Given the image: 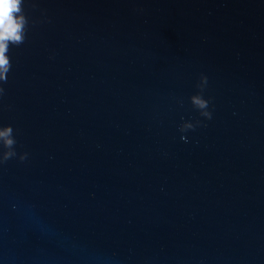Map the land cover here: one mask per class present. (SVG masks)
<instances>
[{
  "label": "water",
  "instance_id": "95a60500",
  "mask_svg": "<svg viewBox=\"0 0 264 264\" xmlns=\"http://www.w3.org/2000/svg\"><path fill=\"white\" fill-rule=\"evenodd\" d=\"M24 15L0 127L28 156L0 164V264H264V0Z\"/></svg>",
  "mask_w": 264,
  "mask_h": 264
},
{
  "label": "clouds",
  "instance_id": "9594fccd",
  "mask_svg": "<svg viewBox=\"0 0 264 264\" xmlns=\"http://www.w3.org/2000/svg\"><path fill=\"white\" fill-rule=\"evenodd\" d=\"M35 7V5H32ZM29 24L28 18L24 15V0H0V82L7 81V73L11 70V60L8 56L10 46H19L25 42L26 30ZM207 84V77L200 76L197 94L189 97L190 103L199 114L206 119H211V112L208 110L210 99H204L201 93ZM4 93L0 87V95ZM200 122L197 121L196 124ZM196 125L184 122L179 126L180 132L194 130ZM181 139H184L182 136ZM16 140L11 126L0 127V164L16 158L23 162L27 159V153L17 154L15 151Z\"/></svg>",
  "mask_w": 264,
  "mask_h": 264
}]
</instances>
